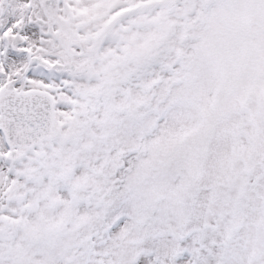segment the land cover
Masks as SVG:
<instances>
[{
    "label": "snow or ice",
    "instance_id": "1",
    "mask_svg": "<svg viewBox=\"0 0 264 264\" xmlns=\"http://www.w3.org/2000/svg\"><path fill=\"white\" fill-rule=\"evenodd\" d=\"M0 264H264V0H0Z\"/></svg>",
    "mask_w": 264,
    "mask_h": 264
}]
</instances>
